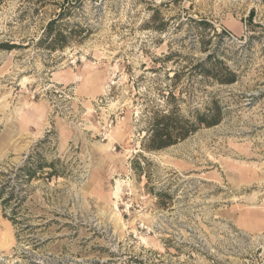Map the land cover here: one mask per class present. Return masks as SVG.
<instances>
[{"label": "rangeland", "instance_id": "rangeland-1", "mask_svg": "<svg viewBox=\"0 0 264 264\" xmlns=\"http://www.w3.org/2000/svg\"><path fill=\"white\" fill-rule=\"evenodd\" d=\"M2 187L0 264H264V0H0Z\"/></svg>", "mask_w": 264, "mask_h": 264}, {"label": "trees", "instance_id": "trees-1", "mask_svg": "<svg viewBox=\"0 0 264 264\" xmlns=\"http://www.w3.org/2000/svg\"><path fill=\"white\" fill-rule=\"evenodd\" d=\"M219 65L222 66V62H219ZM203 66L204 62L200 63V67ZM223 70L226 72L224 76L220 75L219 71L215 73L212 69H205L202 74L214 79L221 85H232L238 81V75L234 71L228 67H223ZM223 109L218 105V102H213L205 112H196L193 117L184 116L177 108L157 111L152 116L151 126L143 143V149L146 152L166 150L186 141L203 127H216L224 119ZM30 160L31 157L17 170L16 177L19 178L21 175H25L29 180H32L46 168L44 163L40 162H36L37 164L33 168L29 166ZM48 175L52 176L55 173H48ZM4 190L3 187L0 189V196L4 193ZM12 198L13 194L3 201L4 204H8Z\"/></svg>", "mask_w": 264, "mask_h": 264}, {"label": "bare ground", "instance_id": "bare-ground-1", "mask_svg": "<svg viewBox=\"0 0 264 264\" xmlns=\"http://www.w3.org/2000/svg\"><path fill=\"white\" fill-rule=\"evenodd\" d=\"M114 139L111 137L110 138V143L112 144V141H113ZM121 187H123L122 185H121V183L120 182H118L117 183V188H116V193H115V196L118 198L120 195V191H121ZM119 199V198H118ZM118 203V202H117ZM116 207V209H118V206H115ZM114 216V215H113ZM117 216V215H116ZM118 221H121L120 219L118 220ZM119 224V223H118Z\"/></svg>", "mask_w": 264, "mask_h": 264}]
</instances>
